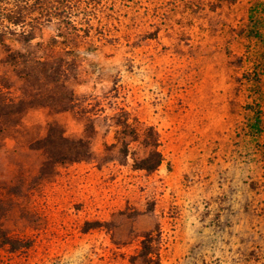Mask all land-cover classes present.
<instances>
[{
	"label": "rangeland",
	"instance_id": "1",
	"mask_svg": "<svg viewBox=\"0 0 264 264\" xmlns=\"http://www.w3.org/2000/svg\"><path fill=\"white\" fill-rule=\"evenodd\" d=\"M12 10L0 93L31 97L7 45L68 63L76 107L31 108L0 145L3 222L31 243L0 264H264V0H0V24ZM121 109L158 129L155 171L134 168L140 142L105 160ZM88 116L94 157L43 173L31 141L51 122L80 137Z\"/></svg>",
	"mask_w": 264,
	"mask_h": 264
},
{
	"label": "trees",
	"instance_id": "2",
	"mask_svg": "<svg viewBox=\"0 0 264 264\" xmlns=\"http://www.w3.org/2000/svg\"><path fill=\"white\" fill-rule=\"evenodd\" d=\"M7 14L5 17L8 24H0V44H5L7 33L13 32L12 25H21L26 20L24 15L15 10ZM27 34L24 32V35ZM253 34L262 35L256 30H253ZM31 39L28 36L26 41L29 42ZM5 51V62L18 70L19 75L25 80H32V88L30 98L7 97L0 93V145L8 136H13L19 131L29 109L44 107L51 111L63 112L74 110L76 107L75 94L68 87L70 78L68 63L65 66L63 60L58 57L30 58L28 53L14 50L7 45H5ZM86 119L84 134L80 137L67 136L61 124L51 122L47 126L44 137L31 141L32 149L43 150L46 154L42 166L43 173L49 166L90 160L94 157L92 139L97 130L93 118L88 116ZM113 119L116 127L115 141L106 145L105 160H117L121 164H127L129 155L133 151L132 144L140 142L144 154L134 158V168L150 172L158 169L163 162V153L160 150V134L155 125L132 118L131 113L126 109L116 112ZM114 152L117 153L116 156L113 155ZM3 194L0 191V248H6L11 252L27 249L31 243L24 238L12 235L4 225L5 213L3 212L6 207ZM7 194L12 196L16 193L7 189ZM153 241L154 236L151 233L146 234L142 241L139 255L143 263L153 262L154 254H157V246Z\"/></svg>",
	"mask_w": 264,
	"mask_h": 264
}]
</instances>
